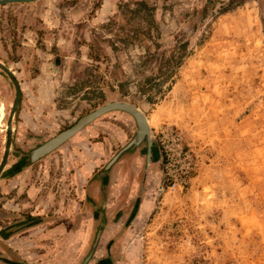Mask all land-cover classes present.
<instances>
[{
  "label": "rangeland",
  "instance_id": "374dc122",
  "mask_svg": "<svg viewBox=\"0 0 264 264\" xmlns=\"http://www.w3.org/2000/svg\"><path fill=\"white\" fill-rule=\"evenodd\" d=\"M0 61L39 112L25 133L13 131L10 166L27 147L121 100L146 115L156 152L142 186V150L121 161L105 202L94 174L136 129L115 112L77 133L75 141L91 134L87 180L61 148L4 176L0 264H80L102 221L101 245L119 251L114 264H264V0L0 4ZM8 86L0 69V160L15 95ZM10 208L14 220L55 218L13 229L2 211Z\"/></svg>",
  "mask_w": 264,
  "mask_h": 264
},
{
  "label": "water",
  "instance_id": "95a60500",
  "mask_svg": "<svg viewBox=\"0 0 264 264\" xmlns=\"http://www.w3.org/2000/svg\"><path fill=\"white\" fill-rule=\"evenodd\" d=\"M33 1H38V0H0V4L13 3V2H20L21 4H27V3H32ZM0 69H2L9 76L11 81L14 82L15 90H16L15 99L13 101L7 119L8 127L6 128L5 131V144H4L3 154L0 160V178L7 176V174L10 175V173H15L31 167L38 160L46 157L48 154L52 153L60 146H63L64 144L68 143L75 135H77L78 132L86 128L95 119L111 112L122 111L130 115L136 121L137 129L135 130V133L133 134L129 142L120 148L119 152L116 153V155L111 159V161H109L103 168H101L99 171H97L94 174V178L102 180V188L104 189L106 175L108 171L111 170L112 166L114 165V162L117 161L121 153L136 148L143 141V139H145L147 142V146H148L147 151L149 153L150 146L152 145L150 141L151 128L149 126V122L147 121L145 114L134 104L121 100L117 102L105 103L96 107L90 112L80 116L76 120V123L71 127L64 129L63 131L60 130L55 135L51 136L50 138L46 139L40 144L35 145V147L24 149L22 152H20L21 159L17 160L13 165V167L11 166L12 168L9 167L10 164L7 163V160L12 146V133L16 128V124L14 123L13 125L12 121L20 105L21 93L19 88L20 86L19 82L13 76L12 71L2 62H0ZM103 224L104 221L101 222L97 230L96 237L91 247V252L83 258L80 264H86L92 257Z\"/></svg>",
  "mask_w": 264,
  "mask_h": 264
},
{
  "label": "flooded vegetation",
  "instance_id": "af4514ba",
  "mask_svg": "<svg viewBox=\"0 0 264 264\" xmlns=\"http://www.w3.org/2000/svg\"><path fill=\"white\" fill-rule=\"evenodd\" d=\"M0 62H2L4 65H6L3 61H0ZM11 71H12V73H13V76L15 77V75H14V71L8 66V65H6ZM2 70V69H1ZM3 71V70H2ZM4 72V71H3ZM4 74L7 76V79H8V82H9V86H8V89H9V91H11V90H14V92H15V94H16V90H15V84H14V82H12L11 81V79L9 78V76L4 72ZM15 79H16V77H15ZM17 80V79H16ZM18 81V80H17ZM19 85H20V82H19ZM21 86V85H20ZM20 86H19V88H20ZM20 93H21V88H20ZM14 99H15V95H14ZM14 101V100H13ZM21 102H22V93H21V98H20V104H21ZM13 104V103H12ZM10 112V111H9ZM9 112H8V114H9ZM119 113H123L122 111H118ZM118 112H116L117 114H118ZM111 113H115V112H111ZM108 114H110V113H108ZM16 115V114H15ZM107 115V114H106ZM106 115H104V116H106ZM103 116V115H102ZM102 116H100V117H102ZM146 116V115H145ZM15 117V116H14ZM99 117V118H100ZM130 117V116H129ZM8 119V118H7ZM98 119V118H97ZM97 119H95V120H97ZM130 121H131V123H134V125L136 126V129H137V123H136V121L134 120V118H132V117H130ZM14 118H13V121H12V124L14 125ZM94 120V121H95ZM127 121H129V120H127ZM7 123V122H6ZM93 123V122H92ZM92 123H90L89 125H91ZM89 125L87 126V127H89ZM136 129H134V132L130 135V137H127V139H126V141H124V143H122V144H120L119 145V147H118V151L117 152H119V150H120V148L121 147H123L126 143H128L129 142V140L132 138V136H133V134L135 133V130ZM150 134H151V130H150ZM87 137H88V139H87V142H88V145H89V147L91 148L92 147V145L90 146V143H89V139L91 140V134L88 132V134H87ZM150 141H151V143H152V145L150 146V150H149V153H148V151H147V142H146V140L145 139H143V141L136 147V148H134V149H131V150H127V151H125V152H123V153H121L120 155H119V157H118V159H117V161L116 162H114V165L112 166V168H111V170L110 171H108V173H107V175H106V180H105V185H104V189L102 188V180L101 179H99L100 180V186H99V190H100V194H101V189H103L102 190V192H104V201L106 202V196H107V186L109 185V181H110V178H111V174H112V172H114V171H116L117 169H119V163L121 162V161H124V159H128L127 160V163H129V162H131V160L133 159V155H132V153L133 152H135L136 150H142V156H143V160H144V163H145V165H144V169H145V172L141 175V186H142V184H143V180L145 179L146 180V176H147V174L150 172V170H151V162L152 161H154L155 160V158H156V152H155V150H154V144H153V141H152V135H151V137H150ZM100 143L102 142V141H99ZM105 143V145H104V149H105V152L104 153H106L107 154V145H106V142H104ZM116 152V153H117ZM116 153L114 154V155H112V157L110 158V159H107L103 164H104V166L109 162V161H111V159L116 155ZM10 154V153H9ZM148 159V160H147ZM103 166V167H104ZM102 167V168H103ZM135 182H137L136 180H137V178H134L133 179ZM85 196H84V198H83V202H82V206L85 208V210H86V212H88L87 213V216H90V213H91V210H92V207H95V203L94 202H92L91 201V194H90V190H89V188L86 186L85 187ZM102 206L100 205V208H99V211H98V214H99V220H98V224L100 223V220H101V218H102V213H103V211H102V208H101ZM14 216H16V214L14 215ZM14 216H12V218H14ZM27 218H28V220L29 219H31V218H29V217H26V219L24 218V219H18V220H14L13 222H11L10 224H9V226L8 227H11V228H17V227H23L25 224V221L27 220ZM105 218V217H104ZM101 224V223H100ZM89 223L87 222V224L85 225V228H86V239H90L89 238V231H90V229H89ZM97 228V227H96ZM96 228H95V230H94V233H93V237H92V242L94 241V239H95V237H96V234H97V230H96ZM104 233H105V228H104V225H103V227H102V229H101V232H100V234H99V236H98V240H97V243H96V246H95V250L93 251V255H92V257L90 258V260L86 263V264H91L92 262H91V259L92 258H94L95 257V255H97V254H102V256L100 257V258H98L95 262H93L92 264H114L113 262H111L112 261V259H115V257H117L118 255H119V251H118V249L117 248H114V246L113 245H105V246H102L101 245V243H100V241H101V238L102 237H104ZM91 245H92V243H91ZM99 247V248H98ZM99 249H103V251H101V252H99ZM11 252V251H10ZM88 252L90 253L91 252V246L89 245V250H88ZM86 253V254H89V253ZM12 253V252H11ZM11 253H9L8 251H4V254H11ZM86 254H84V255H86ZM83 255V257L82 258H84L85 256ZM112 258V259H111ZM82 260V259H81ZM116 262V261H115ZM80 263V262H79ZM13 264V263H12Z\"/></svg>",
  "mask_w": 264,
  "mask_h": 264
},
{
  "label": "crops",
  "instance_id": "0c3cea01",
  "mask_svg": "<svg viewBox=\"0 0 264 264\" xmlns=\"http://www.w3.org/2000/svg\"><path fill=\"white\" fill-rule=\"evenodd\" d=\"M1 113H2V111L0 112V118H1ZM38 114H39L38 108H35L33 106V104L30 103L29 101L24 102V100H22L21 105H19V108H18L17 113H16L17 123H15L16 124V128L14 129V131L17 129V130H20L21 132L25 133L24 128L27 126V123H29L32 120V118L34 116L38 115ZM82 131H84V130H81L78 133H81ZM77 135H75L68 143L64 144L63 146H60L59 148H61L60 152H62L64 154V157L67 158L68 154L69 155L70 154L73 155L72 156V158H73L72 162L71 161H69V162H71L72 165L79 167V170H77V172H80L79 173V179L80 180H87V173H88V171H90L92 169V165L88 161H85V158H84L85 155L87 157V152H86V150H84V147L88 146V148L90 149V147L88 145V142H87L88 137L86 136V137L81 138L80 141H79V139H77L78 141H75V138L77 137ZM75 142L76 143L78 142L77 145H74ZM83 142H85V143L82 144ZM73 147H76V150ZM27 148H29V147H27ZM50 154H48V155H50ZM9 167H11V166H9ZM68 167H70V165ZM8 169H10V168H8ZM7 171H6V173H7ZM77 172H76V174H77ZM12 174L13 173H10V175L7 174V176H13ZM3 178L4 177L0 178V180H2ZM15 209L16 208H12V209L10 208V209L2 210V211H4L3 212L4 213L3 216L6 217V218L14 219V218H12V216L15 215V213H14L16 211ZM44 209H46V208H44ZM37 215H39V216L32 217V219L30 221L31 223L32 222L35 223L37 221V222H40L39 224H43L46 220L48 221V219H50V218L51 219L55 218V215H52V216H47V215H44V214H37Z\"/></svg>",
  "mask_w": 264,
  "mask_h": 264
},
{
  "label": "bare ground",
  "instance_id": "6f19581e",
  "mask_svg": "<svg viewBox=\"0 0 264 264\" xmlns=\"http://www.w3.org/2000/svg\"><path fill=\"white\" fill-rule=\"evenodd\" d=\"M7 127H8V124H7Z\"/></svg>",
  "mask_w": 264,
  "mask_h": 264
}]
</instances>
